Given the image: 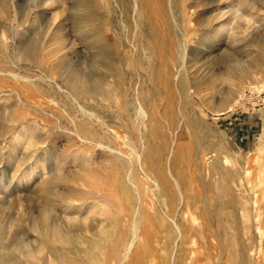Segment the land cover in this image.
<instances>
[{"label": "rangeland", "instance_id": "obj_1", "mask_svg": "<svg viewBox=\"0 0 264 264\" xmlns=\"http://www.w3.org/2000/svg\"><path fill=\"white\" fill-rule=\"evenodd\" d=\"M154 263L264 264V0H0V264Z\"/></svg>", "mask_w": 264, "mask_h": 264}, {"label": "bare ground", "instance_id": "obj_2", "mask_svg": "<svg viewBox=\"0 0 264 264\" xmlns=\"http://www.w3.org/2000/svg\"><path fill=\"white\" fill-rule=\"evenodd\" d=\"M174 19V18H173ZM72 75V74H71ZM53 76V75H52ZM73 76V75H72ZM73 78V80H70V79H68L66 82H65V85H66V87H68L71 91H73L75 94H81L82 95V92L85 90V83L86 82H84V81H82L80 78L78 79V77L77 76H73L72 77ZM89 83V82H88ZM89 85V84H88ZM86 86H87V84H86ZM61 87V86H60ZM262 87V86H261ZM62 88V87H61ZM86 90H88V89H86ZM85 93V92H84ZM69 95V94H68ZM79 105V104H78ZM207 166V165H206ZM224 180V179H223ZM224 185V184H223ZM222 185V186H223ZM224 189L227 191H229L230 189H228V185H226V186H224ZM231 192V191H230ZM233 197H236V195L233 193ZM259 197V196H258ZM191 200V199H190ZM213 202V201H212ZM254 203H255V201H254ZM148 204V203H147ZM257 203H255V205H256ZM189 205V204H188ZM256 208V207H255ZM257 209V208H256ZM203 210H207V207H203ZM188 211V210H187ZM218 216V215H217ZM259 217V216H258ZM217 219H218V221H220V218L219 217H217ZM189 225V224H188ZM178 227V226H177ZM176 229V228H175ZM178 230V229H177ZM160 231V230H159ZM212 232V231H211ZM210 232V233H211ZM178 233V232H177ZM187 233H188V229L187 228H185V227H180V234H179V239H181L182 240V242H183V244L184 243H186V239H187ZM209 234V233H208ZM214 234H215V236H213L214 237V239H218V240H220L219 239V237L220 236H222V234H224V232H223V229H222V226L220 225V224H218L217 225V227L215 228V232H214ZM111 235V234H110ZM224 237H226L227 239H228V237H227V235H224ZM234 238V237H233ZM224 239V238H223ZM226 239V240H227ZM147 240V239H146ZM134 241V240H133ZM160 240H157L156 242H159ZM133 243V242H132ZM213 244V243H212ZM214 245V244H213ZM178 246V245H177ZM162 247V246H161ZM214 248L217 250V248H218V246H214ZM231 249V248H230ZM176 252V251H175ZM231 254H232V252H231ZM234 254V253H233ZM134 255V254H133ZM152 255V254H151ZM127 256V255H126ZM125 256V257H126ZM231 257H233V256H231ZM186 258H188V257H185V255L183 256V254L181 253V259H183V261H185V262H187L188 261V259H186ZM121 259V258H120ZM137 259L138 258H136L135 260L137 261ZM233 259V258H232ZM154 260H152V262H153ZM190 261H192V260H190L189 259V263H190ZM155 262V261H154ZM147 263V262H146ZM155 264V263H154Z\"/></svg>", "mask_w": 264, "mask_h": 264}]
</instances>
